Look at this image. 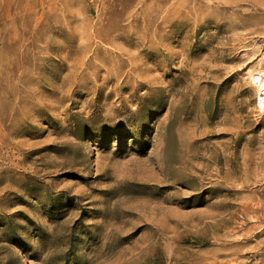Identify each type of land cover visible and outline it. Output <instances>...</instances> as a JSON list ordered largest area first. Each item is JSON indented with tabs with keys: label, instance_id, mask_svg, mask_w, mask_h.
<instances>
[{
	"label": "rangeland",
	"instance_id": "rangeland-1",
	"mask_svg": "<svg viewBox=\"0 0 264 264\" xmlns=\"http://www.w3.org/2000/svg\"><path fill=\"white\" fill-rule=\"evenodd\" d=\"M263 72L264 0H0V264H264Z\"/></svg>",
	"mask_w": 264,
	"mask_h": 264
},
{
	"label": "bare ground",
	"instance_id": "bare-ground-1",
	"mask_svg": "<svg viewBox=\"0 0 264 264\" xmlns=\"http://www.w3.org/2000/svg\"><path fill=\"white\" fill-rule=\"evenodd\" d=\"M18 55V53H17ZM257 81V87H258V91L260 92L261 97H263L264 100V72L259 74V76L256 79Z\"/></svg>",
	"mask_w": 264,
	"mask_h": 264
},
{
	"label": "built area",
	"instance_id": "built-area-1",
	"mask_svg": "<svg viewBox=\"0 0 264 264\" xmlns=\"http://www.w3.org/2000/svg\"><path fill=\"white\" fill-rule=\"evenodd\" d=\"M248 261L253 264H260V259H258V255L256 253H249Z\"/></svg>",
	"mask_w": 264,
	"mask_h": 264
}]
</instances>
